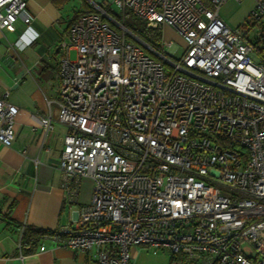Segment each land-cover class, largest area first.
I'll return each instance as SVG.
<instances>
[{"label":"built area","instance_id":"2783aa9c","mask_svg":"<svg viewBox=\"0 0 264 264\" xmlns=\"http://www.w3.org/2000/svg\"><path fill=\"white\" fill-rule=\"evenodd\" d=\"M224 1L107 3L149 28H175L185 46L173 57L100 5L62 33L58 165L65 180L90 179L92 194L73 227L43 234L53 246L91 264H130L134 245L181 264H264V27L249 33L264 0L238 26L219 16ZM31 18L28 0H0V28ZM9 95L0 93L4 146L18 111ZM38 124L52 128L49 112Z\"/></svg>","mask_w":264,"mask_h":264},{"label":"crops","instance_id":"0c3cea01","mask_svg":"<svg viewBox=\"0 0 264 264\" xmlns=\"http://www.w3.org/2000/svg\"><path fill=\"white\" fill-rule=\"evenodd\" d=\"M111 1L28 0L32 15L28 26L17 20L0 28V93L8 89L9 100L18 107L13 142L10 146L0 143V264H91L81 252L53 246L43 235L36 244L26 242L23 231L29 227L51 232L73 227L79 205L91 198L92 181L65 180L58 165L68 128L57 119V59L62 33L75 18ZM253 6L254 0H225L218 13L230 26H238ZM161 28L173 29L168 24ZM64 40L69 42L68 37ZM180 42L182 47L175 55L185 46L182 38ZM47 112L52 128L45 131L38 120ZM33 126L37 128L32 130ZM130 264L181 263L168 251L155 253L134 245Z\"/></svg>","mask_w":264,"mask_h":264},{"label":"rangeland","instance_id":"374dc122","mask_svg":"<svg viewBox=\"0 0 264 264\" xmlns=\"http://www.w3.org/2000/svg\"><path fill=\"white\" fill-rule=\"evenodd\" d=\"M111 8L113 9V11L117 14L121 15V9L112 5ZM248 16V15H247ZM124 21L125 22V27L130 30L131 32H137L139 33L141 30H144L145 28H149L146 26L145 21L137 18L136 16L132 15L131 13H126L125 17L123 19H119V21ZM247 17L242 21V23H246ZM253 27H255L254 29H252ZM258 27H264V21L261 24H255L254 26H252L251 30H250V36H254L255 35V31ZM180 34L179 32L173 28H164L161 29L160 32V40L158 42H153L150 41L151 43L149 45H152L153 47H155L157 50L164 52V54H167L171 57L175 56V53L178 49H180L182 47V44L180 42ZM170 40V46H172V48H170L169 46H163L161 45V40ZM171 49V50H169ZM146 50L154 55L153 52L149 51V49L146 47ZM172 51V52H171ZM70 57L74 58L75 57V51L71 50L70 51ZM168 69V68H167Z\"/></svg>","mask_w":264,"mask_h":264},{"label":"trees","instance_id":"16d2710c","mask_svg":"<svg viewBox=\"0 0 264 264\" xmlns=\"http://www.w3.org/2000/svg\"><path fill=\"white\" fill-rule=\"evenodd\" d=\"M100 7H102L111 17L115 18L116 20H119L120 18L123 19V16L120 15V14L115 13L110 6H108V5H101L100 4ZM124 24H125V22H124ZM113 26H115V25L113 24ZM161 29H162L161 27H157V28H145L144 30H141L139 33L135 32V31L132 32V33L135 36H137L139 39H141L142 41H144L145 43L150 44L151 43L150 41H152V40H153V42H158L160 40V32H161ZM150 46H152V45H150ZM159 52H162V51H159ZM162 53H164V52H162ZM50 232L51 231H49V230H45V229H41V228H30L29 227V228H25L24 229V231H23V237H24V239H25L26 242H31L33 244H36L37 241L39 240V238L43 234L50 233ZM177 257L173 256V259H175ZM187 263L193 264L191 262H187Z\"/></svg>","mask_w":264,"mask_h":264}]
</instances>
